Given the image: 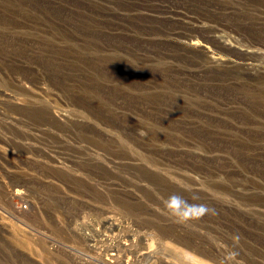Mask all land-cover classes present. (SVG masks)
I'll return each instance as SVG.
<instances>
[{"label":"rangeland","instance_id":"obj_1","mask_svg":"<svg viewBox=\"0 0 264 264\" xmlns=\"http://www.w3.org/2000/svg\"><path fill=\"white\" fill-rule=\"evenodd\" d=\"M0 264H264V0H0Z\"/></svg>","mask_w":264,"mask_h":264},{"label":"clouds","instance_id":"obj_2","mask_svg":"<svg viewBox=\"0 0 264 264\" xmlns=\"http://www.w3.org/2000/svg\"><path fill=\"white\" fill-rule=\"evenodd\" d=\"M184 201L176 196H172L165 201V207L169 212L177 217L178 221L185 222L190 219H199L208 212V207L206 205H199L195 209H187L181 212V208L184 205ZM238 239V238H237ZM237 253L232 252L229 254L228 259L232 260L236 257Z\"/></svg>","mask_w":264,"mask_h":264}]
</instances>
